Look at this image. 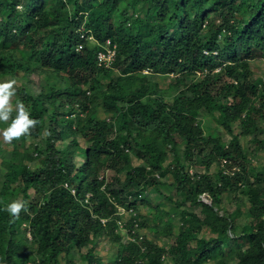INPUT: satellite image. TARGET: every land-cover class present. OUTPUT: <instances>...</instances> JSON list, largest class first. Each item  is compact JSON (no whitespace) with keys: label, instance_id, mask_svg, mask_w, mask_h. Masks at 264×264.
Returning <instances> with one entry per match:
<instances>
[{"label":"trees","instance_id":"trees-1","mask_svg":"<svg viewBox=\"0 0 264 264\" xmlns=\"http://www.w3.org/2000/svg\"><path fill=\"white\" fill-rule=\"evenodd\" d=\"M107 40L111 67L96 62ZM254 52L264 54V0H0V76L38 69L53 79L17 97L36 124L0 157V264H107L94 247L103 236L121 243L122 219L130 236L110 264H264V166L249 164L231 129L247 135L264 121ZM145 71L184 87L166 101ZM98 99L108 119L94 116ZM66 104L70 117L58 111ZM256 143L264 152V137ZM148 190L178 220L162 229L174 236L167 248L138 241L150 223L139 201L167 213ZM227 193L246 198L240 223L239 207L219 210ZM13 200L25 203L15 218L3 210Z\"/></svg>","mask_w":264,"mask_h":264},{"label":"rangeland","instance_id":"rangeland-1","mask_svg":"<svg viewBox=\"0 0 264 264\" xmlns=\"http://www.w3.org/2000/svg\"><path fill=\"white\" fill-rule=\"evenodd\" d=\"M70 5V4H69ZM71 6H69V10H70ZM82 30V29H81ZM82 33H84V30H82ZM94 39L89 37L88 41H93ZM106 45H104V49L106 50H112L109 48L108 46V42L105 43ZM214 54H216V51L213 52ZM111 57L113 58V54H111ZM112 61L113 59H111L109 62L108 61H100L99 59L96 60L97 65H103L105 67L106 64L109 65V67H111L112 65ZM249 65H250V69H251V75L250 78L252 80H254L255 82H258V84L260 85L263 81H264V54L260 53V52H254L253 54V58L249 60ZM148 79L152 82H158L159 87L164 89L165 92H163L164 95V99L166 101H171L174 97V95L178 94L180 92L181 89H183L184 85L183 84H179V86H169L171 83L175 82V76L172 74L169 75H162L159 74V72H151V71H145ZM11 79H15L16 83L13 85L14 88V94L9 98V106L12 109L10 114H9V120L8 121H0V130H3L4 128H6L8 126V124L11 123V121L16 118L17 116V106L19 105L18 101V96L21 95V90L24 89L25 87H30L33 91L34 94H38L41 90H45V88L52 83V78L50 79H46L43 78L41 75L38 74V69H34L33 71L29 72L28 74H25L24 72H22L21 70L16 71V73L14 74V76H0V82H4L7 80H11ZM52 79V80H51ZM187 81V80H186ZM262 93H264V90L262 91ZM92 107V112L94 114V116L97 119H102L105 118L108 119L107 113L104 112L103 106H102V102L100 99L96 100L95 102H93ZM60 110L59 114L62 115V113L64 112L66 114V116L70 117V115H68L67 110L70 109L69 106L66 104L65 106H60L59 107ZM78 112H80L78 110ZM81 113V112H80ZM59 115V116H60ZM200 119L203 121L204 124H208V125H212L215 126L214 121L212 120V117L209 116L206 113H201L200 114ZM233 133H237L239 135V139H240V143H241V147L246 155L247 160L249 161V164L253 167H256L257 169H261L264 166V152L262 150H260L257 147V143L256 140L257 139H262L264 137V121L259 120L256 122V127L254 128L253 132L247 135H244L241 133V127L240 124L238 122H234L232 123V127H231ZM219 133L222 135L223 139L225 141H228L230 139V135L227 131H225L224 129H219ZM23 135L15 138L14 143L13 140L10 142H6L3 140V137L0 136V147H1V151H0V157L2 158H9L12 156L13 154V144H19L22 143V137ZM25 145L29 144V140L25 138ZM177 148L178 150H180V152L183 149V142H179L177 144ZM17 153V157L18 160H22L24 162V159L21 158L23 155L19 152L16 151ZM134 163H138L141 164V162H139L137 159H135L133 157ZM143 164V163H142ZM202 165L199 164L196 169L198 173H203L204 172V168L201 167ZM215 170V166L211 165V167L209 168L208 172H212ZM112 175V173L110 171L107 172V176ZM163 181L167 184L172 182V175L171 174H167L164 178ZM162 191H164L165 194H169L172 195L173 194V190L171 189H166V188H161ZM146 194H148L149 197H152V203H160L158 201L162 200V197L153 195V191L148 190L146 192ZM20 199V197H18V200ZM200 199L204 202H210L211 198L208 194L206 193H202L200 195ZM164 202H161L160 208H164L165 210H167L166 212L163 211H158L155 210L153 207H149L146 204H142L139 201V214L143 216V218H146L149 220V225L147 227H143V228H138L137 230V236H138V241L143 239H147L150 242L156 243L159 246H162L164 248H167L174 240V236L171 237H165L162 234V229L163 228H169L168 225H170V222L172 221V219H174V225L175 228L174 230L176 231L177 229V217H174V212L172 211L170 213L169 210H171V206L169 205L168 201L166 199H163ZM247 202H246V198L240 194H232V193H227L225 195H223V197L221 198V202L219 204V210L222 211H232L234 210L236 207H239V209L237 210L239 212V218H238V223L242 222L243 219H245L246 217V210H247ZM119 211L122 213L123 209L119 208ZM157 213L159 215V219L158 218H154V214ZM170 214V215H169ZM241 214V215H240ZM154 219V221H151V219ZM124 220L122 219L121 222H119V235H121L122 239H121V243H119L118 241L113 240L112 238L108 237V236H103L101 237L98 242L96 243L95 247H94V251L103 259V261L107 264H110V262L112 261V259L115 257V254L118 250V248L120 247L121 244L123 243H127L128 239H129V234L127 233V229L124 227ZM156 225H158V229L156 228ZM239 230V229H238ZM28 238L30 237L29 235H27ZM142 240V241H143ZM23 250H25L24 252L27 251L28 246L27 244L23 246ZM88 250V247H85L79 251L75 250L74 252H72L73 256V261L78 262L81 260L80 255H83L86 253V251ZM62 264H66V259H63L61 261ZM163 264H171L167 258L165 257Z\"/></svg>","mask_w":264,"mask_h":264},{"label":"clouds","instance_id":"clouds-1","mask_svg":"<svg viewBox=\"0 0 264 264\" xmlns=\"http://www.w3.org/2000/svg\"><path fill=\"white\" fill-rule=\"evenodd\" d=\"M91 38L92 35H91ZM94 39V38H93ZM104 48V47H103ZM97 53V52H96ZM15 79L0 82V121H8L11 108L9 106V98L14 94L13 85ZM36 124V121L30 117L29 112L22 104L17 106V116L3 130H0V136L6 142L12 141L14 138L26 134ZM25 208L23 201L13 200L4 207V211L9 213L13 218L17 217L22 209Z\"/></svg>","mask_w":264,"mask_h":264},{"label":"built area","instance_id":"built-area-1","mask_svg":"<svg viewBox=\"0 0 264 264\" xmlns=\"http://www.w3.org/2000/svg\"><path fill=\"white\" fill-rule=\"evenodd\" d=\"M81 37H84V33L81 34ZM89 37H91V35L88 36V39ZM106 42H108L109 44V40H107ZM81 47V45H79L76 49H79ZM112 50H99L97 53H96V59H99L100 61H110L111 59H113L111 57V54H113L114 56V53H115V50H114V47L113 48H110ZM106 66H109L108 64H106Z\"/></svg>","mask_w":264,"mask_h":264}]
</instances>
